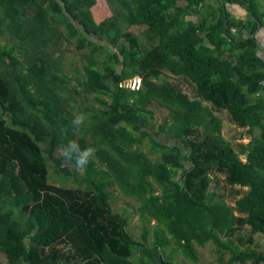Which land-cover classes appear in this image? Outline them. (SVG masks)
Wrapping results in <instances>:
<instances>
[{
    "label": "trees",
    "instance_id": "obj_1",
    "mask_svg": "<svg viewBox=\"0 0 264 264\" xmlns=\"http://www.w3.org/2000/svg\"><path fill=\"white\" fill-rule=\"evenodd\" d=\"M262 3L0 0V255L8 264H175L163 252L172 245L199 264L195 245L208 244L220 263L229 253L226 264H264L254 242L264 238ZM71 46L83 63L78 86L101 104L79 130L74 110H86L62 64ZM167 76L190 83L196 97ZM136 77L140 90L125 86ZM155 104L168 115L152 135ZM222 111L250 135L259 131L238 144L245 160L223 136ZM70 140L96 149L85 169L62 156ZM215 176L247 189L234 206ZM112 187L156 222L151 248L148 232L137 242L129 218L113 211ZM245 226L252 237L239 235Z\"/></svg>",
    "mask_w": 264,
    "mask_h": 264
},
{
    "label": "rangeland",
    "instance_id": "obj_2",
    "mask_svg": "<svg viewBox=\"0 0 264 264\" xmlns=\"http://www.w3.org/2000/svg\"><path fill=\"white\" fill-rule=\"evenodd\" d=\"M262 5H264V0ZM230 11L234 16H237V18H242L244 17L245 12L240 9V8H232L230 5L228 6ZM234 9V10H233ZM144 27H134L132 31L139 35L143 31ZM259 36V41L264 47V29L261 30L258 33ZM143 41L144 37H143ZM67 55L62 59V64L64 66L65 72H67L68 75V81L67 83L65 82V85L69 89H73L74 87H78V90L80 93H74V97H76L77 104L80 105V107H83L85 112H80V110L76 109L74 112L76 113H86L87 114V119L85 121L86 123H91V115L89 114L92 112L93 108H101V104H99L96 101L95 95L92 93H89L84 87H79L77 78L82 80V73H83V63L81 60L80 55H78L76 52H74V48L71 46L68 48V53ZM79 69L80 74H76L74 70ZM169 80H171L173 83L178 84L184 92L188 93L192 98H195L196 96V91L194 86H192L190 83H188L185 80L182 79H177L173 76H167ZM133 79H127L125 80V86L129 87L131 84V81ZM66 96V94H64ZM206 105H209L206 103ZM155 112V120L154 123L151 124L153 127L151 129H148V131L151 132L153 135V131H155L157 125L162 122V120L168 115V112L166 109L158 106L155 104V108L153 110ZM219 116L222 118L223 121V136L224 138L229 141L236 151L239 153L240 158L242 160H245V157L240 153L241 149L238 147V144H248L253 137L258 136V130L254 132V135H250L248 132V129L246 127H239L236 123H234L230 116L222 111L219 113ZM145 144L148 143V139H144ZM159 140V139H158ZM160 140L162 142H165L167 144L171 145H180L181 147L183 146L180 142L174 141L169 139L166 136L161 135ZM49 171L50 173L53 172V167L52 164L49 163ZM215 177H221L220 178V184L219 187L221 189L220 195L223 196V200L231 205L234 206V200L238 198L239 196L243 195V193L247 189H239L238 187H232L229 184H227L224 180V177L222 176H215ZM54 184L60 185L63 184L62 179H59L57 181H54ZM66 186H69L70 183L65 184ZM233 188L236 190L241 191L237 196H232L231 192L233 191ZM112 194V208L115 213H121L124 214L129 218V232L133 235L135 240L139 243H142L143 239V234L145 232H148V246L151 248L153 246L154 242V226H155V221L154 220H143L142 216L139 214L138 209H139V203L136 199L127 197L121 190H119L117 187H112L109 190ZM240 236H245L247 238L252 237L250 227L245 226L243 230L239 233ZM254 242L256 245V249L259 251H262L264 253V238L262 236L255 235L254 236ZM196 247V253L198 255V263L199 264H226V261L229 259L230 254L227 253L224 256V263H220L219 261V254L217 252V247L214 244H208L206 246H198L195 245ZM253 248V247H252ZM164 255L173 260L175 264H194L191 260H189L185 254L179 250L175 245L172 246H166L163 250ZM0 264H8L6 259L0 255ZM246 264H251V263H246Z\"/></svg>",
    "mask_w": 264,
    "mask_h": 264
},
{
    "label": "clouds",
    "instance_id": "obj_3",
    "mask_svg": "<svg viewBox=\"0 0 264 264\" xmlns=\"http://www.w3.org/2000/svg\"><path fill=\"white\" fill-rule=\"evenodd\" d=\"M86 113H73V119L71 121L72 127L75 130H79L87 119ZM62 156L68 160L75 162L78 169H85L90 163L93 162L96 149L91 146L81 147L76 140H70L61 149Z\"/></svg>",
    "mask_w": 264,
    "mask_h": 264
},
{
    "label": "built area",
    "instance_id": "obj_4",
    "mask_svg": "<svg viewBox=\"0 0 264 264\" xmlns=\"http://www.w3.org/2000/svg\"><path fill=\"white\" fill-rule=\"evenodd\" d=\"M142 87V79L139 78V77H136L134 78L132 81H131V84L129 86V88H131L132 90L134 91H138L140 90Z\"/></svg>",
    "mask_w": 264,
    "mask_h": 264
}]
</instances>
